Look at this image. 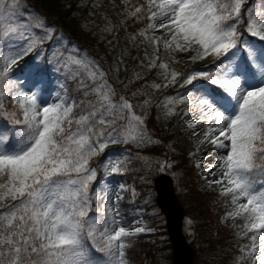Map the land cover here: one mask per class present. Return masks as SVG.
I'll return each instance as SVG.
<instances>
[{
  "label": "snow or ice",
  "instance_id": "obj_1",
  "mask_svg": "<svg viewBox=\"0 0 264 264\" xmlns=\"http://www.w3.org/2000/svg\"><path fill=\"white\" fill-rule=\"evenodd\" d=\"M121 4L125 20L147 21L131 39L153 46L149 70L168 69L158 63L161 46L173 61L182 53L192 63L211 60L205 69L171 70L152 87L185 89L165 98L166 115L183 120L199 137L198 148L222 151L206 170L209 186L230 197L225 219L245 220L239 235L249 243L240 246L236 264H264V0ZM31 15L26 0H0V121L15 128L0 129V264H128V238L151 229L139 221L124 226L120 201L128 189L94 192L99 180L89 161L109 145L142 144L149 138L147 114L117 98L102 66L82 49L71 41L54 46V26L41 21L44 36L35 33ZM52 78L59 83L50 101ZM176 105H183L179 112ZM104 167L109 176L123 174L117 157Z\"/></svg>",
  "mask_w": 264,
  "mask_h": 264
},
{
  "label": "trees",
  "instance_id": "obj_2",
  "mask_svg": "<svg viewBox=\"0 0 264 264\" xmlns=\"http://www.w3.org/2000/svg\"><path fill=\"white\" fill-rule=\"evenodd\" d=\"M135 2L136 0H133V3ZM252 3L258 4L260 0H252ZM26 4L40 14L47 25L54 26L55 30L65 35L74 46L96 60L107 73L108 82L116 91L117 87L121 86L126 91L125 98L136 101L140 115L147 114L145 125L148 136L151 141L159 143H124L122 147L125 153L164 154L170 139L171 128L167 122L171 116L166 115L162 103L166 97L184 94L185 89L173 85L156 89L152 85H163L165 75L171 70L188 73L193 69H205L211 64V60L192 63L188 58L189 54L182 53L173 61L161 46L156 53L160 57L158 63L167 64L168 69L156 67L149 70L144 65L147 64V59L152 58L153 46L147 41L141 42L142 37H137L136 41L131 39V36L146 27L147 21L133 24L131 20H125L121 0H26ZM106 28L114 30L106 31ZM148 34L151 35V32ZM137 75L141 79L138 80ZM146 99L150 100L149 105H144ZM181 106L183 105L174 106L173 111ZM5 126L15 132L10 122L0 121V129ZM106 150L107 148L105 152ZM102 154L89 161L90 166L95 167L97 171L98 180L102 172L101 166L98 165ZM171 157L175 161L172 168L176 170L175 179L184 201V215L189 220L192 233L190 244L193 248V264H236L241 255L240 246L249 243L247 238L239 235L245 231L244 218H231L226 225H217L210 209L209 193L197 189L194 170L188 163V158L181 154ZM135 181L139 179L136 178ZM144 186L146 190L149 189V184L144 183ZM122 196L121 214L125 222H131L136 217L135 211L147 205H144L141 195L133 197L125 191ZM228 198L230 200V197ZM161 234L163 235L164 231ZM128 239L131 244L126 250L128 264H170L169 244L163 236L159 237L157 233H141ZM96 255L101 257L102 261L106 260L104 254Z\"/></svg>",
  "mask_w": 264,
  "mask_h": 264
},
{
  "label": "rangeland",
  "instance_id": "obj_3",
  "mask_svg": "<svg viewBox=\"0 0 264 264\" xmlns=\"http://www.w3.org/2000/svg\"><path fill=\"white\" fill-rule=\"evenodd\" d=\"M259 4V3H258ZM257 4V5H258ZM28 11L32 13L31 16L28 17L29 22L34 26V31L39 36H44V30L40 28L38 25L41 21H44L43 17L35 12L32 8L28 7ZM45 22V21H44ZM52 26V25H51ZM157 35H160V32H156ZM56 40H60L61 48L68 46V38L62 33L55 30L52 43L55 46ZM73 45V43H72ZM74 46V45H73ZM46 48V45H45ZM85 54V53H82ZM65 55H71V49L65 53ZM23 63V61H21ZM17 75H21L17 73ZM58 81L52 78V83L47 85L48 91L52 92V97L49 98L51 101L52 98L55 97L54 89L57 88ZM31 85H26V87H30ZM126 91L121 87H117V98L119 96H124ZM47 96V93H44ZM134 105V111L137 115H140L139 110H137V103L135 100H129ZM180 108L174 110V112H179ZM162 108H165L164 102L162 103ZM171 128L169 134V141L166 145V152L162 155L157 154H147V153H136L132 152L128 154L125 153L122 145L124 143H118L114 145H109L107 147L106 152L102 154V159H99V167L101 166L102 172L99 179L98 184H94L93 191H97L101 188H107L109 195L112 194V190L115 189L119 184H124L128 189L127 191L133 196H142L143 202L145 206L139 210H136V217L131 222H125L124 226L126 228H132L137 226L134 224V221H139V226H145L147 229H151V231H147L145 233L155 234L157 233L159 237L166 238V233L163 225V216L158 210L157 206L154 202V191L151 187L152 177L160 172H166L171 175L174 179L175 190L178 195V199L183 205V198L181 189L177 186V181L175 179L176 170L173 167L175 161L172 160V155L181 154L184 157L188 158V163L192 166L194 170V182L196 184L197 189L202 192L209 193V203L210 209L213 213V219L217 225H226L227 222L231 219H225L226 213L231 211L232 208L229 203V198L221 195V186L212 185L209 186L208 181L213 179L212 176L209 175V171L207 169V164L209 162L215 163L216 161L213 159L214 156L223 154L221 150L213 149L209 144L199 145V137L191 135V130H187V127L182 119L175 115H171L167 122ZM199 131V129H197ZM149 137V136H148ZM151 141L150 138L144 140L143 142ZM114 157L121 159L123 174H116L109 176L105 171L104 165L112 160ZM164 162L166 164H170L171 167H165L161 170L160 164ZM200 164V167H197V164ZM95 168V167H93ZM214 171V170H212ZM138 178L139 181H135ZM219 179V174L215 177ZM144 183L149 184V189L146 190ZM133 190L135 194H133ZM95 204V201H94ZM162 226V227H160ZM164 231L162 235L161 232ZM184 231L186 233L187 239L191 242L192 233L189 228V220L185 221ZM154 238V236H152ZM151 237V239H152ZM167 242V238H166ZM170 248V247H169ZM168 248V251L170 250ZM193 261V260H192Z\"/></svg>",
  "mask_w": 264,
  "mask_h": 264
},
{
  "label": "water",
  "instance_id": "obj_4",
  "mask_svg": "<svg viewBox=\"0 0 264 264\" xmlns=\"http://www.w3.org/2000/svg\"><path fill=\"white\" fill-rule=\"evenodd\" d=\"M155 203L164 218L170 245V264H193V250L184 233V208L177 198L173 178L160 172L151 181Z\"/></svg>",
  "mask_w": 264,
  "mask_h": 264
}]
</instances>
